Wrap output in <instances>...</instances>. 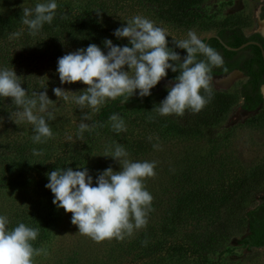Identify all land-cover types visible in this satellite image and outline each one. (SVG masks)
Instances as JSON below:
<instances>
[{
  "label": "rangeland",
  "instance_id": "rangeland-1",
  "mask_svg": "<svg viewBox=\"0 0 264 264\" xmlns=\"http://www.w3.org/2000/svg\"><path fill=\"white\" fill-rule=\"evenodd\" d=\"M47 2L0 0V21ZM55 2L58 8L99 19L106 36L96 33L93 37L105 54L106 39L116 46H131L114 32L137 15L153 21L175 40L186 39L189 31L202 39L233 27L245 36L264 37V0H201L186 12L168 0ZM72 31L59 33L60 50L38 42L42 38L37 34H31L27 42L11 43L7 52L0 50V69L15 70L30 97L46 91L53 101L49 110L55 119L47 120L53 137L36 143L34 126L16 116L22 109L11 98L0 97V215L8 218L9 228L24 223L39 229L33 246L46 254L35 257V264H264V245L249 247L242 240L249 232L246 212L264 197V95L254 110L244 109L242 96L249 91L245 76L230 69L212 76L211 99L199 113L187 110L183 117L162 116L155 110L174 81L167 77L149 96L140 97L137 91L127 102L124 97L108 100L98 112L81 109L71 97L87 86L61 84L57 72L59 58L89 46L81 31ZM57 87L73 92L68 93L69 101L55 96ZM215 92L230 93L224 106L216 103ZM83 113L91 117L85 123L94 127L81 134ZM36 114L47 119L46 113ZM113 114L124 120L126 131L113 130L109 119ZM117 144L134 162H156L155 177L145 181L153 196L152 210L147 226L132 236L97 243L78 232L71 213L53 204L54 195L45 187L47 174L86 167L96 186L105 169L120 170L113 158L103 156ZM33 150L42 155H34Z\"/></svg>",
  "mask_w": 264,
  "mask_h": 264
},
{
  "label": "clouds",
  "instance_id": "clouds-1",
  "mask_svg": "<svg viewBox=\"0 0 264 264\" xmlns=\"http://www.w3.org/2000/svg\"><path fill=\"white\" fill-rule=\"evenodd\" d=\"M57 8L55 0L38 3L33 9L23 8L22 23L36 34L45 23H52ZM11 35L19 37L20 33ZM114 35L117 39L127 38L131 46H116L106 39L107 54L96 44H90L86 49H78L58 59L61 84L81 82L87 86L80 95L71 97L81 109L88 107L98 112L108 100L124 97L127 102L137 90L140 97L149 96L151 89L167 77L169 69L179 75L169 82L168 95L155 109L160 115L183 117L187 110L199 113L209 103L212 70L223 66V58L195 32L189 31L186 39L172 40L175 48L186 50L187 55L183 58L169 47L166 30L145 17L134 16L126 26L116 29ZM199 56L205 59H198ZM259 91L264 95V85ZM53 92L65 102L70 100L68 93L71 91L57 87ZM0 97L11 98L12 103L22 109L16 116L34 126V142L53 137L47 123V120L55 119L49 110L53 101L46 91L33 92L30 97L15 70L3 68L0 69ZM37 111L46 113L47 119L37 115ZM89 119L90 115L83 113L79 124L81 134L94 127L85 123ZM109 119L117 133L127 130L118 114ZM33 154L42 155L36 150ZM103 156L113 158L120 170L105 169L98 175L96 186H93V178L86 167L76 171L67 167L48 173L49 183L45 187L54 195L53 204L71 213V223L78 227L80 234L97 243L112 239L123 241L134 231L147 226L153 196L147 191L145 181L155 177L156 162H134L119 144ZM9 223L6 216L0 215V264H35V257L46 254L44 249L33 246L39 229L24 223L9 228Z\"/></svg>",
  "mask_w": 264,
  "mask_h": 264
},
{
  "label": "trees",
  "instance_id": "trees-1",
  "mask_svg": "<svg viewBox=\"0 0 264 264\" xmlns=\"http://www.w3.org/2000/svg\"><path fill=\"white\" fill-rule=\"evenodd\" d=\"M170 4L175 7L177 10L186 12L188 8H190L193 3L199 2L201 0H168ZM35 6L30 7L33 9ZM261 15L264 17V7ZM23 19V12H16L9 17L2 19L0 21V50H4L7 52V46L9 47L11 43L21 39V42H27V39L31 36V31L27 25L22 23ZM70 29V32L73 33L81 31V35L83 36V42L87 45L96 44L97 41L93 37L96 33L100 34L101 36H106V30L100 23L99 19L91 14H84V13H76L74 10H66L57 8L55 12L54 19L51 24L45 23L41 30H39L36 34L39 38L38 42H42L44 45H49L54 50L61 49V39H60V32H65L66 30ZM19 32V37H12V33ZM219 35L224 34V38L233 39L234 42L231 45H239L246 41V37L242 33V31L237 28H228L223 29L222 31L218 32ZM46 34V35H45ZM214 39V36H209L207 42L209 40ZM169 40V47L175 49V46L172 43V40H175L171 37H168ZM203 42H206V38L201 39ZM43 46V45H42ZM40 46V47H42ZM220 46L217 41L211 45L212 48H216ZM42 49V48H41ZM40 49V50H41ZM185 51L184 49H181ZM40 52V51H39ZM227 54H231V52L226 51ZM8 55V53H7ZM205 59V58H202ZM256 61L255 57H251V62ZM258 62L261 61V57L259 55ZM263 65V63H261ZM233 64H227L224 67H214L213 70H218L219 72H227L232 68ZM217 68V69H216ZM241 68L245 69L246 72H250V61L245 60L244 63L241 64ZM227 69V71H225ZM179 75V74H178ZM169 77L175 78L177 73H173L170 69L168 70ZM261 81L257 78L255 80V88H258V85ZM138 91V90H137ZM257 91V90H256ZM229 93L225 92H215L212 94L213 98L216 100V103L221 107L224 106L229 98ZM248 101V97H247ZM259 104V97L256 94L255 98L251 100V105L248 103L244 105L245 109H253ZM246 226L248 228V234L245 235L244 242L247 243L249 247H262L264 245V197L262 198L261 202L256 205L255 207L249 209L246 212Z\"/></svg>",
  "mask_w": 264,
  "mask_h": 264
},
{
  "label": "flooded vegetation",
  "instance_id": "flooded-vegetation-1",
  "mask_svg": "<svg viewBox=\"0 0 264 264\" xmlns=\"http://www.w3.org/2000/svg\"><path fill=\"white\" fill-rule=\"evenodd\" d=\"M264 20V18H262ZM262 35L264 36V31H262ZM214 35V39L209 40V42H204L205 44L211 46L214 44L215 41L219 43L220 46H217L215 50L222 56L223 58V66H226L227 64H233L231 69H237L242 75L245 76V87L248 88V92L245 93L242 98L244 100V105L249 104L251 105V100L255 98L256 94L258 97L262 96L260 94L259 88L261 85H264V60L261 54V48L264 50V37H260L257 34H252L251 36H245L247 39L244 42L251 41L250 44L246 45L245 47L237 50H231L228 49L229 47H238L239 45H231V43L234 42L233 39L224 38V34L219 35V33L211 34L210 36ZM213 37V36H212ZM206 38V37H205ZM208 40V39H207ZM243 42V43H244ZM242 44V43H241ZM176 52L180 54V56L183 58L187 55L185 51H182L181 49H175ZM226 51L231 52V54H227ZM243 51H246V53L243 54ZM243 54V55H242ZM259 55L261 57V63L258 62ZM251 57H255L256 61L251 62ZM204 58L203 56H199L198 59ZM245 60L250 61V72H246L245 69L241 68V64L245 62ZM217 69V68H216ZM230 71V70H228ZM227 71V72H228ZM227 72H219L218 70H212V76H222L226 74ZM179 73L177 72V75ZM232 76H234L233 73H231ZM167 78L174 80L175 78L167 76ZM256 78L261 81L258 85V88H255V80ZM257 90V91H256ZM228 93V92H227ZM230 94V93H229ZM248 97V101H247ZM258 106V105H257ZM256 106V107H257ZM245 109V108H244ZM253 109H248L250 112Z\"/></svg>",
  "mask_w": 264,
  "mask_h": 264
},
{
  "label": "water",
  "instance_id": "water-1",
  "mask_svg": "<svg viewBox=\"0 0 264 264\" xmlns=\"http://www.w3.org/2000/svg\"><path fill=\"white\" fill-rule=\"evenodd\" d=\"M209 36L210 35L206 36V41H207ZM212 36H214V35H212ZM250 43H251V41H247V42H244V43L240 44L238 47H229V46H227V48L231 49V50H237V49H241V48L245 47L246 45H248ZM261 54H262V57H263V60H264V50L262 48H261Z\"/></svg>",
  "mask_w": 264,
  "mask_h": 264
},
{
  "label": "bare ground",
  "instance_id": "bare-ground-1",
  "mask_svg": "<svg viewBox=\"0 0 264 264\" xmlns=\"http://www.w3.org/2000/svg\"><path fill=\"white\" fill-rule=\"evenodd\" d=\"M261 25H262V30L264 31V20L263 21H261Z\"/></svg>",
  "mask_w": 264,
  "mask_h": 264
}]
</instances>
